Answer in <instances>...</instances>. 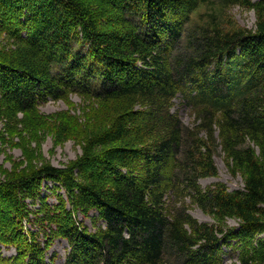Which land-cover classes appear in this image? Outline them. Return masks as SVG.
<instances>
[{
    "label": "trees",
    "instance_id": "trees-1",
    "mask_svg": "<svg viewBox=\"0 0 264 264\" xmlns=\"http://www.w3.org/2000/svg\"><path fill=\"white\" fill-rule=\"evenodd\" d=\"M204 1L0 0V30L12 41L0 46L1 119L80 91L114 108L75 163L0 182V264H53L49 243L27 238L30 210L19 199L41 198L44 179L66 198L29 219L67 239L65 264H215L235 239L243 264H264V236L251 243L264 234V2L219 0L196 20ZM241 3L257 9L255 30L223 24ZM219 149L243 172V189L200 185L217 174ZM187 199L239 229L198 221ZM80 210L95 211L94 230Z\"/></svg>",
    "mask_w": 264,
    "mask_h": 264
},
{
    "label": "rangeland",
    "instance_id": "rangeland-1",
    "mask_svg": "<svg viewBox=\"0 0 264 264\" xmlns=\"http://www.w3.org/2000/svg\"><path fill=\"white\" fill-rule=\"evenodd\" d=\"M251 3H262L264 0H250ZM214 2V4H212ZM219 0H205L193 14L194 19L199 15H206L211 11V6ZM223 24L226 26L241 27L255 30L257 28L258 12L254 6L245 3L235 4L226 9L222 16ZM11 40L5 32L0 30V46H12ZM176 108L179 109L183 122L186 125L194 124V116L186 106L179 104L177 99ZM110 103H105L96 95L87 92H71L62 99H48L35 105L33 111L18 112L17 118L12 123H7L0 118V182L19 173H25L31 169L38 168L43 164L50 163L59 168H65L77 161L83 154L85 139L95 129L105 126L113 117L114 108ZM253 143H251L252 145ZM256 148L257 154H260L259 148ZM215 164L217 167L216 175H208L199 180L203 189L214 187L217 184H224L228 190L243 189L245 185V176L243 172L235 169L231 161L222 150L215 154ZM41 198H33L26 194H19L29 212L28 218L24 220V231L27 238L33 231L36 239L39 238L43 247L46 248V259L49 263L65 264L67 255L70 251V244L67 239L56 236L55 233L43 232L40 223L32 222L29 218L35 217L37 213H45L50 209L58 210V194L66 193L63 189H55L54 183L49 179H44L41 185ZM175 195L172 194L171 202ZM186 205L198 221L207 223L215 228H221L225 231L233 228L235 232L240 227L239 220L227 218L218 220L212 213L204 210L192 200L187 199ZM54 208H51V206ZM171 205V204H170ZM14 213L13 216H17ZM77 219L95 229L96 226L93 216L83 211H77ZM29 219V220H28ZM102 223V222H99ZM54 230L55 227L54 226ZM221 235V234H220ZM222 236V235H221ZM251 243L255 244L257 239L264 234H258ZM1 251L12 256L16 254L14 247H3ZM222 256L217 258L215 264H243L242 263V243L235 239L223 246Z\"/></svg>",
    "mask_w": 264,
    "mask_h": 264
}]
</instances>
